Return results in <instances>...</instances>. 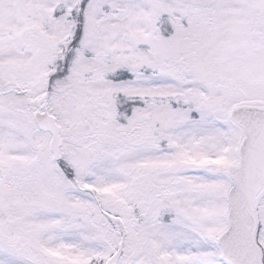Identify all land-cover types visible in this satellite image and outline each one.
<instances>
[{
    "label": "snow or ice",
    "instance_id": "1",
    "mask_svg": "<svg viewBox=\"0 0 264 264\" xmlns=\"http://www.w3.org/2000/svg\"><path fill=\"white\" fill-rule=\"evenodd\" d=\"M0 264H264V0H0Z\"/></svg>",
    "mask_w": 264,
    "mask_h": 264
}]
</instances>
